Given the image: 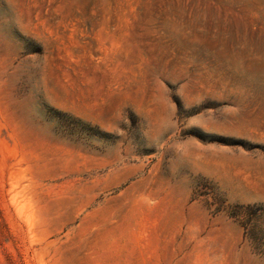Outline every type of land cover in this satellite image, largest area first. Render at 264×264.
Wrapping results in <instances>:
<instances>
[{"label": "rangeland", "instance_id": "rangeland-1", "mask_svg": "<svg viewBox=\"0 0 264 264\" xmlns=\"http://www.w3.org/2000/svg\"><path fill=\"white\" fill-rule=\"evenodd\" d=\"M0 264H264V0H0Z\"/></svg>", "mask_w": 264, "mask_h": 264}, {"label": "bare ground", "instance_id": "bare-ground-1", "mask_svg": "<svg viewBox=\"0 0 264 264\" xmlns=\"http://www.w3.org/2000/svg\"><path fill=\"white\" fill-rule=\"evenodd\" d=\"M23 200V199H22ZM26 203V202H25ZM19 206H21L20 204H19ZM25 206V205H24ZM24 208V207H23ZM23 210V209H22ZM20 211V210H19ZM21 212V211H20Z\"/></svg>", "mask_w": 264, "mask_h": 264}]
</instances>
